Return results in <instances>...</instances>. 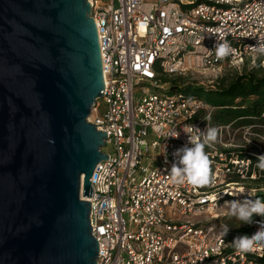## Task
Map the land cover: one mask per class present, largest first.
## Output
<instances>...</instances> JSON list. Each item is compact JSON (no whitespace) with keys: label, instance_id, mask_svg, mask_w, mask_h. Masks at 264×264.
<instances>
[{"label":"built area","instance_id":"obj_1","mask_svg":"<svg viewBox=\"0 0 264 264\" xmlns=\"http://www.w3.org/2000/svg\"><path fill=\"white\" fill-rule=\"evenodd\" d=\"M88 2L104 82V109L97 100L92 123L106 133L105 145L113 146L111 153L102 150L107 159L95 165L86 199L98 243L96 264H264V244L239 251L231 242L240 235L230 231L221 239L222 231L203 222L205 217L216 219L227 201L251 199L253 192L241 183L259 179L264 170L257 159L226 151L247 146L259 150L256 139L264 140V133L253 125L215 124V107L203 100L147 87L167 90L158 83L159 76L194 71L214 84L226 70H240L250 58L264 68V56L254 47L264 43V0ZM225 41L231 54L218 60L215 45ZM191 125L201 130V140L208 128L218 130L216 140L205 144L210 161L205 189L173 183L169 174L173 152L190 146L192 137L184 131ZM239 130H244L243 142L234 144ZM176 132L178 138L172 137ZM175 212L180 219L169 216ZM253 220L244 235L254 233L256 221L264 217Z\"/></svg>","mask_w":264,"mask_h":264},{"label":"water","instance_id":"obj_2","mask_svg":"<svg viewBox=\"0 0 264 264\" xmlns=\"http://www.w3.org/2000/svg\"><path fill=\"white\" fill-rule=\"evenodd\" d=\"M103 86L88 0H0V264H96Z\"/></svg>","mask_w":264,"mask_h":264},{"label":"trees","instance_id":"obj_3","mask_svg":"<svg viewBox=\"0 0 264 264\" xmlns=\"http://www.w3.org/2000/svg\"><path fill=\"white\" fill-rule=\"evenodd\" d=\"M247 63L246 61L240 70H226L212 88L190 82L175 86L169 91L170 93L183 92L214 106L212 121L215 124L232 122L235 126L253 125L252 129L262 134L264 133V68L258 62L251 66ZM162 77L163 75L159 76V79ZM226 153L251 157L253 160L257 159L253 153L263 154L252 148H235L227 150ZM201 187L205 189L207 185ZM256 198L264 201V191L253 192L251 199ZM255 217L258 216L253 218ZM246 233L245 226H239L229 234L244 235Z\"/></svg>","mask_w":264,"mask_h":264},{"label":"clouds","instance_id":"obj_4","mask_svg":"<svg viewBox=\"0 0 264 264\" xmlns=\"http://www.w3.org/2000/svg\"><path fill=\"white\" fill-rule=\"evenodd\" d=\"M255 51L258 55L264 56V43L258 44ZM215 55L218 60L224 59L231 54V45L227 41L215 45ZM189 139V144L177 148L173 152L174 162L171 165L169 174L173 183H188L192 186H204L210 183L209 169L210 161L204 149L205 144L213 142L217 138L218 130L216 128H208L203 133V140L200 139L201 130L195 126H189L184 131ZM196 133V136L192 134ZM178 138L179 133L171 135ZM257 167L264 170V154L257 156ZM229 214L236 217L245 224H252L254 216L264 217V201L260 198L243 199L227 201ZM259 224L258 229L251 235H240L234 237L231 244L242 252L252 251L254 245L264 244V220L256 221ZM228 226L225 225L221 233V239L227 234Z\"/></svg>","mask_w":264,"mask_h":264},{"label":"rangeland","instance_id":"obj_5","mask_svg":"<svg viewBox=\"0 0 264 264\" xmlns=\"http://www.w3.org/2000/svg\"><path fill=\"white\" fill-rule=\"evenodd\" d=\"M251 58L247 60V64L248 66L254 65L250 62ZM257 62V61H256ZM231 72V71H230ZM207 76H205L203 73H200L199 71H194L192 73H188L187 75H163L162 78H158L159 84H164L163 86L167 89V90H161V89H155L152 86L147 85V87L151 90V91H157L160 93H170L169 90H173L175 88V86H180L183 83H190V82H194L195 84H199L202 85L204 87L207 88H212V86L214 84H210L207 81ZM165 80V82H164ZM135 93H136V98L138 96V94H140V89L138 87L135 88ZM98 105L100 106V110L104 109V105L102 102V99H98ZM94 118V113L93 111H91L87 117V120L92 122ZM253 131V130H252ZM254 132V131H253ZM151 132H149V137L148 139H151ZM243 136H244V130H239L235 133V137H234V144H241L243 142ZM253 136V135H251ZM256 142L260 145V149L258 151H261L264 154V140H257ZM248 147V146H247ZM246 147V148H247ZM102 150L105 152H113V146L111 144H106L102 147ZM259 180V182H255ZM243 185V188L248 189L252 192H255L258 190L260 191H264V176L260 177L259 179H255V180H245L243 181V183H241ZM224 214V215H221ZM172 218L174 219H180V214L178 212H175L174 214L170 213V215ZM189 217V219H197V217H192V216H187ZM208 217H205L203 222L207 223V224H212L214 225L216 230L219 231H223V228L225 225L228 226V232L230 231H234L237 227L239 226H245L246 224L241 222L239 219H237L236 217H233L229 214V209L228 207H222L221 211H220V215L217 216L216 219H210Z\"/></svg>","mask_w":264,"mask_h":264},{"label":"bare ground","instance_id":"obj_6","mask_svg":"<svg viewBox=\"0 0 264 264\" xmlns=\"http://www.w3.org/2000/svg\"><path fill=\"white\" fill-rule=\"evenodd\" d=\"M82 195V194H81ZM85 200L87 199V196H82Z\"/></svg>","mask_w":264,"mask_h":264}]
</instances>
